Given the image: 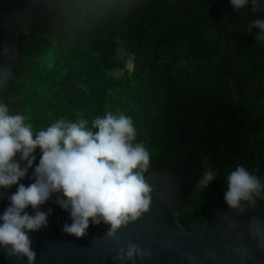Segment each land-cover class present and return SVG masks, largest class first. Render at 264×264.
I'll use <instances>...</instances> for the list:
<instances>
[{
    "label": "trees",
    "instance_id": "16d2710c",
    "mask_svg": "<svg viewBox=\"0 0 264 264\" xmlns=\"http://www.w3.org/2000/svg\"><path fill=\"white\" fill-rule=\"evenodd\" d=\"M55 3L51 24L19 36L20 58L0 91L11 113L25 114L34 130L60 118L91 124L107 111L131 116L136 142L151 153L145 175L189 168L177 217L189 232L228 207L225 178L237 165L264 184V76L247 93L264 72V41L248 26L264 11L253 13L250 3L235 10L230 0ZM118 39L134 57L132 69L118 56ZM208 167L216 179L202 189ZM255 203L264 204V191Z\"/></svg>",
    "mask_w": 264,
    "mask_h": 264
},
{
    "label": "clouds",
    "instance_id": "9594fccd",
    "mask_svg": "<svg viewBox=\"0 0 264 264\" xmlns=\"http://www.w3.org/2000/svg\"><path fill=\"white\" fill-rule=\"evenodd\" d=\"M239 10L251 4L253 13L264 11L261 0H230ZM259 29L255 38L264 41V18L250 21L249 33ZM137 128L133 118L123 112L107 111L96 116L91 124L82 116L75 121L63 118L34 130L28 117L11 113L7 104L0 103V188L18 185L8 196L9 206L0 215V247L10 257L27 258L35 264L30 232L48 225L52 209L41 210L53 194L55 203L69 213L71 223L62 231L77 238L87 234L90 223L109 225L106 235L116 237L128 223L137 220L151 205L153 188L145 173L151 163V153L144 143L136 142ZM41 155L36 163V151ZM25 161L21 167L15 159ZM33 168L34 182L26 186L20 180ZM216 179V172L208 167L198 187L206 189ZM224 201L230 209L244 212L245 204L255 203V197L264 191L258 176L245 166L237 165L225 178ZM31 207L32 214L26 211ZM264 228L258 219L250 223ZM243 255L248 249L242 248ZM141 248L128 242L120 248L115 259L120 261L143 258Z\"/></svg>",
    "mask_w": 264,
    "mask_h": 264
},
{
    "label": "water",
    "instance_id": "95a60500",
    "mask_svg": "<svg viewBox=\"0 0 264 264\" xmlns=\"http://www.w3.org/2000/svg\"><path fill=\"white\" fill-rule=\"evenodd\" d=\"M55 7V0H0V91L10 82L20 58L19 36L31 25H49ZM263 76L264 72L247 93ZM15 159L21 167L26 163L20 153ZM190 177L187 166L148 172L145 178L153 188L150 208L119 229L116 237L106 235L109 225L103 222L90 223L83 238L63 232V225L72 221L69 213L54 202L58 194H53L41 205L43 211L52 209L48 225L29 233L36 252L35 264H264V228L256 226L250 231L254 219L264 225V204H245L244 212L229 207L216 209L189 232L177 217ZM32 182L33 172L29 169L20 183L28 186ZM17 188L15 184L0 188V215L9 206L8 196ZM26 211L32 214L34 210L29 207ZM128 242L150 255H138L134 261L115 259L120 248L126 250ZM245 247L246 256L240 251ZM0 264H28V260L10 257L0 247Z\"/></svg>",
    "mask_w": 264,
    "mask_h": 264
},
{
    "label": "rangeland",
    "instance_id": "374dc122",
    "mask_svg": "<svg viewBox=\"0 0 264 264\" xmlns=\"http://www.w3.org/2000/svg\"><path fill=\"white\" fill-rule=\"evenodd\" d=\"M51 20H49L47 22V24H51ZM119 40V39H118ZM118 56L123 60L124 64H125V68L128 69H132L134 67V57L132 54H130L127 49L124 47V44L121 40H119V46H118ZM124 72V69H114L112 70V73L114 75H121ZM238 74V72H233L230 76L232 78V80L235 78V76ZM13 78V74L12 77L10 78V80ZM9 80V81H10ZM150 168V166H149Z\"/></svg>",
    "mask_w": 264,
    "mask_h": 264
},
{
    "label": "flooded vegetation",
    "instance_id": "af4514ba",
    "mask_svg": "<svg viewBox=\"0 0 264 264\" xmlns=\"http://www.w3.org/2000/svg\"><path fill=\"white\" fill-rule=\"evenodd\" d=\"M51 19H52L51 21H53V14H52V17H51Z\"/></svg>",
    "mask_w": 264,
    "mask_h": 264
}]
</instances>
